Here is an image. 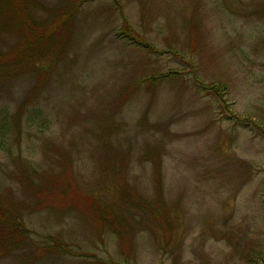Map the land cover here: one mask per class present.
<instances>
[{
    "label": "rangeland",
    "instance_id": "1",
    "mask_svg": "<svg viewBox=\"0 0 264 264\" xmlns=\"http://www.w3.org/2000/svg\"><path fill=\"white\" fill-rule=\"evenodd\" d=\"M73 3L28 7L45 25ZM70 18L57 57L0 72V208L24 238L0 264H264V0H86Z\"/></svg>",
    "mask_w": 264,
    "mask_h": 264
},
{
    "label": "trees",
    "instance_id": "2",
    "mask_svg": "<svg viewBox=\"0 0 264 264\" xmlns=\"http://www.w3.org/2000/svg\"><path fill=\"white\" fill-rule=\"evenodd\" d=\"M84 1L86 0H71L74 3L70 8L64 6L59 9V20H51L50 23L40 25L38 22L36 24L29 10V0H0V8L5 6L0 9V29H4L7 34L12 31L18 33L17 42L6 51L0 50V72L5 77H10L16 74L13 69L21 64L39 66L42 57L51 54L57 57L58 53L65 49L70 17ZM133 31L134 29L125 22L120 28L119 35L131 42H134L132 40L134 39L135 43L143 47L151 46L142 36L137 35V32L132 34ZM211 89L217 88L212 85ZM6 212L10 215L0 208V241L23 240L21 237L23 224L18 214L9 209Z\"/></svg>",
    "mask_w": 264,
    "mask_h": 264
}]
</instances>
